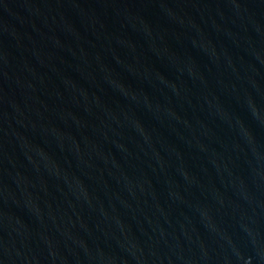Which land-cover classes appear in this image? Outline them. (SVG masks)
I'll use <instances>...</instances> for the list:
<instances>
[{
  "label": "water",
  "instance_id": "obj_1",
  "mask_svg": "<svg viewBox=\"0 0 264 264\" xmlns=\"http://www.w3.org/2000/svg\"><path fill=\"white\" fill-rule=\"evenodd\" d=\"M0 264H264V0H0Z\"/></svg>",
  "mask_w": 264,
  "mask_h": 264
}]
</instances>
